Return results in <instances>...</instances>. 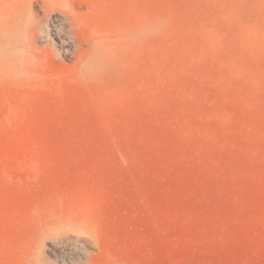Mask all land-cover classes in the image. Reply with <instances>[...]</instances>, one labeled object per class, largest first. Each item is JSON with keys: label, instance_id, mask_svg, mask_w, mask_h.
Instances as JSON below:
<instances>
[{"label": "rangeland", "instance_id": "obj_1", "mask_svg": "<svg viewBox=\"0 0 264 264\" xmlns=\"http://www.w3.org/2000/svg\"><path fill=\"white\" fill-rule=\"evenodd\" d=\"M0 264H264V0H0Z\"/></svg>", "mask_w": 264, "mask_h": 264}]
</instances>
